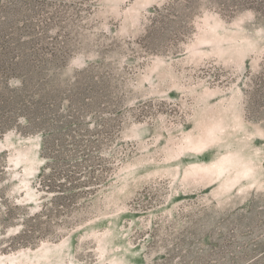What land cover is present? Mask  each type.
<instances>
[{
	"label": "rangeland",
	"instance_id": "obj_1",
	"mask_svg": "<svg viewBox=\"0 0 264 264\" xmlns=\"http://www.w3.org/2000/svg\"><path fill=\"white\" fill-rule=\"evenodd\" d=\"M219 1L0 0L58 99L0 131V264H264V0Z\"/></svg>",
	"mask_w": 264,
	"mask_h": 264
},
{
	"label": "trees",
	"instance_id": "obj_2",
	"mask_svg": "<svg viewBox=\"0 0 264 264\" xmlns=\"http://www.w3.org/2000/svg\"><path fill=\"white\" fill-rule=\"evenodd\" d=\"M253 2L250 0L249 3ZM218 3L222 9L230 8L232 10L234 7H239L242 1L221 0ZM11 52L12 50H8L6 57H0V131L3 129L9 130L13 125L22 126L21 118L29 120L28 125L32 123L45 125V112L52 105L49 100L58 101L49 92L45 91L46 82L50 77L48 72L51 67H46L47 60H33L31 72L24 74V76L26 75L24 78L27 79L23 80L25 84L22 88V92H24L23 99L13 102L14 98L10 93H14L16 88L10 86V78H12L10 76L15 73L16 67L13 63L14 56H8ZM48 63L55 66L61 62L52 61ZM3 87L5 90H3Z\"/></svg>",
	"mask_w": 264,
	"mask_h": 264
}]
</instances>
